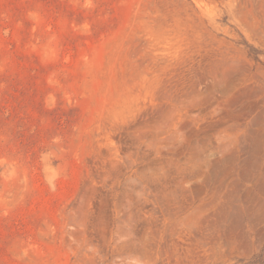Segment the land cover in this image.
Masks as SVG:
<instances>
[{
	"label": "rangeland",
	"instance_id": "rangeland-1",
	"mask_svg": "<svg viewBox=\"0 0 264 264\" xmlns=\"http://www.w3.org/2000/svg\"><path fill=\"white\" fill-rule=\"evenodd\" d=\"M0 264H264V0H0Z\"/></svg>",
	"mask_w": 264,
	"mask_h": 264
}]
</instances>
